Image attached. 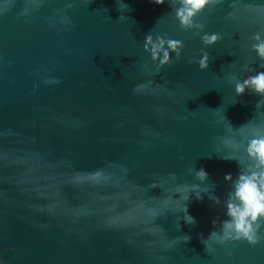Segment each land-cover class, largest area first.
<instances>
[{
    "label": "water",
    "instance_id": "1",
    "mask_svg": "<svg viewBox=\"0 0 264 264\" xmlns=\"http://www.w3.org/2000/svg\"><path fill=\"white\" fill-rule=\"evenodd\" d=\"M121 2L0 0V264H264V222L256 245L207 239L239 171L223 156L250 163L251 128L264 126V96L235 93L264 71L251 47L264 0H215L199 29L182 28L169 0ZM205 33L221 38L204 45ZM149 34L180 40L179 58L158 69ZM185 184L199 185L187 201Z\"/></svg>",
    "mask_w": 264,
    "mask_h": 264
},
{
    "label": "clouds",
    "instance_id": "2",
    "mask_svg": "<svg viewBox=\"0 0 264 264\" xmlns=\"http://www.w3.org/2000/svg\"><path fill=\"white\" fill-rule=\"evenodd\" d=\"M31 2L38 6V0H31ZM152 2L163 4L165 0H152ZM169 2L171 5H179L174 11L175 17L182 28L190 29L196 27L199 29L202 25L194 24L193 17L202 12L206 6L214 4L215 0H169ZM118 6L119 9H127L128 7L121 0H119ZM66 7L71 8L72 4H67ZM28 11L29 9L27 7L22 10L25 14ZM60 22L67 24L70 23V20L66 16H61ZM220 38L218 33H205L201 36V41L204 45H212ZM252 39L256 41V43L251 45L252 49L255 50L261 60H264V39H261L260 34H254ZM165 45H167L166 48ZM183 46L180 40L165 39L160 35H157L155 40H153L150 34L145 36L144 39V50L150 52L153 61L159 60V64H157L158 69L160 66L169 63L170 51L175 52L177 58H179L180 49ZM201 52L202 55L197 63L200 69H206L209 66L208 53L203 49H201ZM46 82L58 83L57 80ZM140 89L141 85H136L133 90L139 91ZM246 89L260 96H264V71L257 72L255 75H249L242 82L239 80L236 81V95H242ZM260 103V101H257L256 106L259 107ZM250 123L251 121L235 130L241 131L247 128ZM223 143L234 150L243 146L240 142L230 138H225ZM244 151L247 154L248 161H250L246 165L243 164L242 160H237L235 157L223 156L224 159L236 160L239 164V171L235 180H233L231 173L226 174L224 177L226 182H230L232 189L227 194V199L224 202L226 208L225 215L228 218L221 222V231L217 232L213 230L207 239L218 240L220 243L246 240L250 245H256L260 242L261 237L258 235V229L261 227V223L264 222V126L255 125L251 128V138L247 140ZM195 175L201 182L208 178L207 172L202 167L196 171ZM175 178L174 174L170 175V179L175 180ZM197 189H199V185L197 184L177 185L175 192L180 193L181 198L187 201L190 198V195H188L189 191ZM206 191V189L203 191H195L196 198L201 199V193ZM210 199L216 204L220 203V199L216 196H212ZM181 211L186 223L195 224V219L188 213L185 203ZM158 214L156 213V215ZM212 223L215 225L217 221L213 220ZM190 239L191 237L189 235H184L185 242ZM202 243L205 245L207 252L211 251L205 240H202Z\"/></svg>",
    "mask_w": 264,
    "mask_h": 264
}]
</instances>
